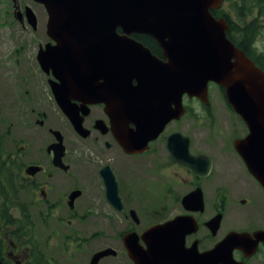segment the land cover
I'll list each match as a JSON object with an SVG mask.
<instances>
[{"label":"flooded vegetation","instance_id":"af4514ba","mask_svg":"<svg viewBox=\"0 0 264 264\" xmlns=\"http://www.w3.org/2000/svg\"><path fill=\"white\" fill-rule=\"evenodd\" d=\"M210 12L224 22L226 38L264 73V0H221ZM18 22L33 33L41 30L42 37L33 40L37 61L33 69L39 68V80L24 89L23 114L0 142L3 264H90L95 253L107 248L109 253L96 264H136L126 237L135 233L138 245L146 249L144 233L177 217L193 221L186 225L189 231L183 234L182 244L196 255L204 254L203 261L193 264H264V187L235 148L234 142L249 130L221 85L209 81L204 97L182 94L183 111L178 117L172 115L175 99L165 102L171 113L161 115L152 99L143 98L140 111L150 116L142 119L140 129L150 137L127 152L120 140H128L136 120L123 112L115 91L100 89L103 79L99 78L93 81L95 93L73 95L71 103L88 135L78 133L55 100L51 81L56 77L37 60L39 49L53 43L46 33L47 18L44 24L37 20L34 28L24 15ZM129 37L154 58L166 61L152 36L132 33ZM146 64L153 70L156 62L149 57ZM60 141L62 153L56 145ZM168 144L178 149L180 157L185 145L189 155L206 158L187 167ZM207 163L209 171L203 173ZM104 166L115 177L122 210L107 200L99 173ZM141 199L146 200L143 206ZM145 208L151 213H145ZM145 214L155 220L144 221ZM233 232L242 236L234 237L227 258L226 238Z\"/></svg>","mask_w":264,"mask_h":264},{"label":"water","instance_id":"95a60500","mask_svg":"<svg viewBox=\"0 0 264 264\" xmlns=\"http://www.w3.org/2000/svg\"><path fill=\"white\" fill-rule=\"evenodd\" d=\"M32 1L44 7L46 33L53 42L39 49L37 60L42 69H50L56 77L57 81H51L55 100L78 133L88 135L71 99L78 92L91 95L96 79H103L98 84L100 89L115 91V100L122 105L123 112L136 120V128L127 134L128 140H120L127 152L135 151L150 137V133L140 129L142 119L150 116L148 112L140 111L143 98L152 99L156 112L161 115L171 113L165 102L175 99L177 104L172 115L178 117L183 111L182 94L204 97L208 82L214 81L224 88L227 101L248 127L245 138L235 141L234 145L264 187V73L226 38L224 22L212 16L210 9L217 7L221 0ZM13 2L15 17L20 20L24 15L34 28L37 18L33 9L27 5L21 11L15 0ZM132 33L148 34L156 39L166 61L154 58L145 47L129 37ZM149 57L156 62L153 70L146 64ZM132 79L137 81L136 85L131 83ZM168 117L157 125L156 132ZM54 133L59 134L58 131ZM129 141H132L130 146ZM61 144L60 141L56 145L62 153ZM168 146L176 154V159L190 168L201 158H206L189 155L185 145L180 150V157L178 149ZM209 165L206 164L203 173L209 171ZM99 173L107 200L122 210L112 171L104 166ZM198 196L200 206V192ZM185 218L177 217L159 228L154 226L147 230L143 235L146 249L138 245L135 233L129 234L126 246L136 264L203 261L204 254L196 255L192 249H183V234L189 231L186 225L193 223ZM233 234L226 238L227 258L230 247L235 244L232 242L236 237L240 238L237 235L242 236L236 232ZM109 251L107 248L95 253L90 264H96ZM0 264L3 263L0 261Z\"/></svg>","mask_w":264,"mask_h":264},{"label":"rangeland","instance_id":"374dc122","mask_svg":"<svg viewBox=\"0 0 264 264\" xmlns=\"http://www.w3.org/2000/svg\"><path fill=\"white\" fill-rule=\"evenodd\" d=\"M15 2L21 11L24 6H30L39 24H44L47 13L42 5L32 0H15ZM13 4L12 0H0V142H3V135L9 137L16 119H20L19 114H23L22 107L26 105L24 89H30L32 86L27 85H31V82L37 83L39 80L37 77L39 68L33 69L35 62L37 63L36 43L33 40L41 38L42 32L39 26L37 29L39 31L34 33L31 28L22 27L14 15ZM27 98L31 99L30 95ZM233 124L238 127L236 121ZM98 198L99 201L102 199L101 196ZM140 203L143 206L146 200L141 199ZM148 212L150 209L145 208V213ZM149 220L153 222L155 218L152 219L145 214L144 221ZM226 223H229L228 219Z\"/></svg>","mask_w":264,"mask_h":264}]
</instances>
